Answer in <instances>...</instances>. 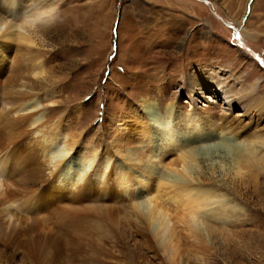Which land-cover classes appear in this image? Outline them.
Returning <instances> with one entry per match:
<instances>
[{"label":"rangeland","instance_id":"obj_1","mask_svg":"<svg viewBox=\"0 0 264 264\" xmlns=\"http://www.w3.org/2000/svg\"><path fill=\"white\" fill-rule=\"evenodd\" d=\"M48 2L54 6L50 21L24 34L16 30L22 18L12 13ZM0 20L14 33L13 47L32 40L29 49L11 51L20 57L12 89L14 98H36L43 106L44 132L79 134L102 158L116 156L123 145L116 123H125L122 135L139 152L145 100L162 114L167 107L183 116L196 111L201 125L207 116L218 123L226 115L236 129L230 138L259 141L239 175L217 164L228 158L223 145L199 155L192 172L194 185L214 189L241 211L224 223L211 218L190 229L185 207L166 200L173 188L159 189L150 180L169 218L165 241L140 229L124 205L106 231L97 264H264V0H0ZM39 66L37 77L32 72ZM133 188L137 199L143 196L139 185ZM95 196H85L87 206ZM216 203L212 198L204 208ZM0 264H21V255L6 254Z\"/></svg>","mask_w":264,"mask_h":264},{"label":"bare ground","instance_id":"obj_2","mask_svg":"<svg viewBox=\"0 0 264 264\" xmlns=\"http://www.w3.org/2000/svg\"><path fill=\"white\" fill-rule=\"evenodd\" d=\"M13 8L9 10L15 11ZM53 15L54 6L49 2L42 6L33 3L28 10L12 13L22 18L16 30L23 34ZM5 22L0 20V93L4 92L0 98V258L20 254L21 264H97L106 231L124 205L131 208L140 229L160 235L164 242L169 218L156 203L150 180L159 189L173 188L175 193L170 189L172 194L166 200L185 207L183 217L190 229H199L211 218L224 223L241 211L237 203L231 204L214 189L194 185L192 172L199 168V155L223 145L228 158L217 164L239 175L245 157L257 149L258 139L230 138L228 134L236 129L226 115L216 118L219 124L207 116L203 126L196 111L183 116L167 107L162 114L144 100L136 141L141 150L135 152L136 147L129 146L133 141L122 135L127 125L117 122L120 136L116 140H123V145L117 147L114 157H98L81 143L79 134L53 130L55 125L50 133L44 132L45 109L36 98H14L17 92L12 84L18 77L20 57L11 51L29 49L32 40L18 41L13 47L9 39L14 33ZM42 70L39 66L32 74L38 77ZM250 86L251 92L255 84ZM175 114L182 123L173 118ZM133 185L144 191L139 199ZM88 193L96 195L89 206ZM100 193L107 197L99 198ZM212 198L216 205L205 209Z\"/></svg>","mask_w":264,"mask_h":264}]
</instances>
